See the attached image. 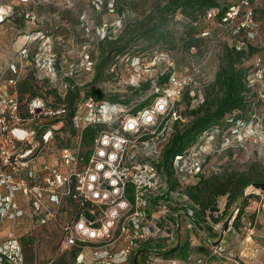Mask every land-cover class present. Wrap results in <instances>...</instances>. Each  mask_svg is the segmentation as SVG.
I'll use <instances>...</instances> for the list:
<instances>
[{
  "label": "rangeland",
  "instance_id": "rangeland-1",
  "mask_svg": "<svg viewBox=\"0 0 264 264\" xmlns=\"http://www.w3.org/2000/svg\"><path fill=\"white\" fill-rule=\"evenodd\" d=\"M167 1L0 0V6L10 7L7 19L0 24V72L5 79L15 80L17 91H24L21 98L34 95L43 99L48 107H60L66 105L63 101L68 93L75 97L76 102H83L87 92L100 90L105 96L100 102L112 108H122L124 114L150 105L153 101L151 94L158 86V77L170 73L178 77L191 76L193 81L188 92L191 98L188 109L191 110L202 104L205 88L214 81L224 46L243 47L246 52L252 47L256 52L246 56L243 64L252 66L247 77L256 84L247 95L248 102L243 113L235 111L228 115L229 120L234 121L223 124V129L202 133L186 151L198 149L203 152L206 176L240 173L252 165L256 171H261L264 168V81L257 82L254 69L259 64L258 58L264 62V0H257L251 5L252 24L241 33L234 25L220 26L217 18L207 20L206 14L199 17L196 26L191 20L175 14L166 27L171 34L167 43L153 39L132 40L121 53L111 52L105 75L100 82H94L95 65L101 55L111 49L119 50L117 47L130 35L127 33L114 47L99 45L102 38L109 36L115 40L126 25L141 20L156 6H163ZM217 1L220 8L239 2ZM203 30L208 31L207 37L200 36ZM247 31L254 36L252 39H247ZM190 38L196 41V47H190ZM163 88H168V85H163ZM193 94L195 99L191 97ZM182 97L174 108L181 132L191 120L186 116L188 109ZM114 99L117 103L112 105ZM74 120L39 116L25 125L35 128L39 135L52 128L53 137L44 156L55 158L62 147L72 143L75 130H78L75 125L80 126V122ZM101 124L96 126L99 130L109 128V124ZM245 192L251 197L243 199V217L237 222L234 219L242 200L230 206L226 216L221 217L226 198H218L219 212L213 216L220 220L223 229L215 232L220 234L223 230L221 239L242 264H264V252L255 258L252 254L254 247L264 245V189L250 185ZM46 206L52 217L45 224L39 225L30 206L27 208L24 205L26 209L23 208L22 218L15 222L11 230L14 236L21 238L27 263L62 261L70 257L60 255L59 249L61 226L73 213V206L66 202L60 205L46 202ZM208 215L207 212L206 217ZM243 223L254 229V236L249 241L244 240ZM208 224H214L212 217H208ZM225 224L227 229H232L225 231ZM213 232L212 229L205 230L210 240H214ZM195 237L200 242L204 238L199 231ZM168 248L171 251L165 253L167 257L163 260L166 263L163 264H198L199 261L202 264H222L204 244L191 246L184 240L179 247L170 245ZM184 252L189 260L175 262Z\"/></svg>",
  "mask_w": 264,
  "mask_h": 264
},
{
  "label": "built area",
  "instance_id": "built-area-1",
  "mask_svg": "<svg viewBox=\"0 0 264 264\" xmlns=\"http://www.w3.org/2000/svg\"><path fill=\"white\" fill-rule=\"evenodd\" d=\"M256 1L239 0L221 16L218 9H211L206 19L218 18L220 26L234 25L238 33L244 32L252 24L251 5ZM9 13L10 7L0 6V24ZM247 34L248 40L254 37L250 31ZM208 35L206 30L200 33L201 37ZM242 48L235 46L236 50ZM257 62L254 75L257 82H263L264 62L259 58ZM12 70L16 72L14 67ZM192 81L191 76L170 73L168 88L155 86L150 105L133 113L124 114L122 108L92 99L79 102L71 121L78 120L80 126L75 125L78 130L72 143L62 147L50 165L44 152L52 140V128L39 135L25 124L39 116L67 118L68 108L48 107L38 97H19L15 80L5 79L0 72V225L22 218L19 198L30 206L39 225L52 217L46 202L60 205L67 199L73 206V213L61 226L59 249L60 255L70 257L27 263L21 238L11 233L0 241V264H163L168 246L179 247L184 240L191 246L204 244L222 264H242L221 236L210 240L205 229L198 227L196 206L180 190L204 174L203 152L192 149L173 158L171 171L177 190L170 188L165 172L158 167L173 134L175 105ZM255 84L247 77L249 90ZM191 97L195 99V94ZM101 123L109 128L98 130L85 144L84 129ZM208 227L223 229L221 224ZM243 230L244 240H251L254 229L243 223ZM198 231L204 237L201 242L195 237ZM157 243L161 249L152 248ZM252 251L255 258L264 252V245ZM175 262L185 261L179 258Z\"/></svg>",
  "mask_w": 264,
  "mask_h": 264
},
{
  "label": "trees",
  "instance_id": "trees-1",
  "mask_svg": "<svg viewBox=\"0 0 264 264\" xmlns=\"http://www.w3.org/2000/svg\"><path fill=\"white\" fill-rule=\"evenodd\" d=\"M114 5L116 6L117 2H115ZM227 7L228 6L220 8V4L217 0H168L163 6H156L154 10L148 12L141 20H136L126 25L115 40L109 36L102 38L99 45L103 46V44H106L108 47H114L125 38L127 33L130 35L122 45L117 47L119 50L111 49L106 54L101 55L100 60L95 65L96 75L94 82H100L102 76L105 75L104 71L110 61L111 52L121 53L132 40L153 39L156 42L167 43L171 34L166 27L175 14H179L184 19H189L191 22H196L201 15L205 16L207 11L211 9H218L219 16H221L227 12ZM189 42L190 47L194 48L197 46L194 39L190 38ZM249 48V52H246L244 48L236 50L234 46H224L219 58L220 62L214 81L205 88L203 92V102L197 106V108L188 109L191 100L188 94L190 90L187 89L183 93L182 99L186 102V107L188 109L186 116L191 117V120L184 126L186 129L183 132L178 129V121L174 122L173 134L165 145L161 160L158 164V167L165 172L171 189L177 190V188H179L177 181H175L172 176L171 162L173 158L190 148L195 143L197 137L202 133L210 131L211 129H223V124H229V122L234 121V119L230 121L228 115L230 116L235 111L243 113V108L248 102L247 95L250 92L246 86V77L252 67L251 65L244 66V58L256 52L254 48ZM167 80L168 74H164V77L162 75L157 78V85L163 87V85L167 83ZM19 91L17 92L19 96L22 97L21 93L24 91L20 89ZM30 97H34V95ZM104 97L102 91L92 90L87 92L85 99L88 100V98H90L100 102ZM154 97L155 94L152 92L151 98L153 99ZM116 100L117 99L111 101L112 105L117 103ZM63 102L68 108L67 118L71 121L74 116L75 108L77 107L76 105L81 101L76 102L75 97L68 93ZM239 119H241V117H239ZM98 130L99 127H87L84 129V143L89 144ZM252 166L240 173H222L211 176L202 174L195 183L180 189L182 192L184 191L183 194H185L196 206L195 214L200 229H205L206 231L211 229L208 227V217H212L214 224H219L220 220L214 218L213 214L219 212L217 200L220 197L226 198L225 209L223 210L224 212L221 213V217H225L230 206L240 200L242 201L240 202L234 222L239 221L243 217V209L245 207L243 199L246 200L251 197V194L245 195V190L252 184H264V168H262L261 171H256ZM207 212L209 214L208 217H206ZM216 233L215 231L213 232L214 240L220 238L222 231L220 234ZM152 248L161 249L162 247L157 243L153 244ZM179 258L187 261V253L184 252Z\"/></svg>",
  "mask_w": 264,
  "mask_h": 264
},
{
  "label": "crops",
  "instance_id": "crops-1",
  "mask_svg": "<svg viewBox=\"0 0 264 264\" xmlns=\"http://www.w3.org/2000/svg\"><path fill=\"white\" fill-rule=\"evenodd\" d=\"M47 160H48V164L52 165L54 162H55V159L54 158H50L48 156H46ZM43 176V174H42ZM20 202H21V207L24 208L23 206V201H22V198H19ZM62 202H66L68 203L70 206V202L67 200V199H64ZM26 209V208H24ZM23 209V211H24ZM15 223H11L9 221H6V222H3L1 225H0V241H2L3 239H5L9 234H11V230L13 229V225ZM2 234V235H1ZM223 235V234H222Z\"/></svg>",
  "mask_w": 264,
  "mask_h": 264
},
{
  "label": "water",
  "instance_id": "water-1",
  "mask_svg": "<svg viewBox=\"0 0 264 264\" xmlns=\"http://www.w3.org/2000/svg\"><path fill=\"white\" fill-rule=\"evenodd\" d=\"M252 187L253 188H259V187H261L262 189H264V184H252ZM226 226H227V224H225V226H224V230L225 231H227L228 229L226 228Z\"/></svg>",
  "mask_w": 264,
  "mask_h": 264
}]
</instances>
